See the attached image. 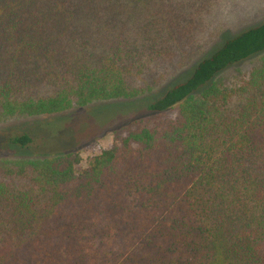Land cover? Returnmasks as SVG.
<instances>
[{"label":"trees","instance_id":"16d2710c","mask_svg":"<svg viewBox=\"0 0 264 264\" xmlns=\"http://www.w3.org/2000/svg\"><path fill=\"white\" fill-rule=\"evenodd\" d=\"M216 1L0 0V121L167 86L85 167L0 160V264H264V61L227 73L264 53V22L173 83Z\"/></svg>","mask_w":264,"mask_h":264},{"label":"rangeland","instance_id":"374dc122","mask_svg":"<svg viewBox=\"0 0 264 264\" xmlns=\"http://www.w3.org/2000/svg\"><path fill=\"white\" fill-rule=\"evenodd\" d=\"M264 22V0H217L204 17L203 28L198 34L205 37L207 44L202 53L185 68L179 78L183 81L192 67L210 56L224 41ZM264 61L261 53L229 70L230 75H246L257 63ZM167 86H161L158 93L141 96L132 100L95 102L84 107H75L53 117H14L0 121V160L45 159L66 151H76L81 166L107 149L112 143V131L138 118L147 117L144 105L162 95ZM174 114L172 112L170 115ZM28 134L32 144L20 148L9 143L13 136Z\"/></svg>","mask_w":264,"mask_h":264}]
</instances>
